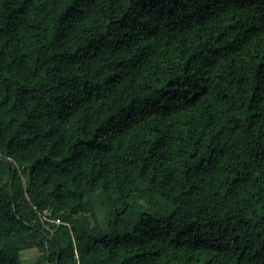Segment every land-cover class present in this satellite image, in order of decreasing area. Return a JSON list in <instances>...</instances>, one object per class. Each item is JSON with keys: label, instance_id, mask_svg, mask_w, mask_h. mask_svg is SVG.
Masks as SVG:
<instances>
[{"label": "trees", "instance_id": "trees-1", "mask_svg": "<svg viewBox=\"0 0 264 264\" xmlns=\"http://www.w3.org/2000/svg\"><path fill=\"white\" fill-rule=\"evenodd\" d=\"M31 249L264 264V0H0V264Z\"/></svg>", "mask_w": 264, "mask_h": 264}, {"label": "rangeland", "instance_id": "rangeland-1", "mask_svg": "<svg viewBox=\"0 0 264 264\" xmlns=\"http://www.w3.org/2000/svg\"><path fill=\"white\" fill-rule=\"evenodd\" d=\"M41 256V252L36 249L26 250L21 254L23 264H35Z\"/></svg>", "mask_w": 264, "mask_h": 264}, {"label": "built area", "instance_id": "built-area-1", "mask_svg": "<svg viewBox=\"0 0 264 264\" xmlns=\"http://www.w3.org/2000/svg\"><path fill=\"white\" fill-rule=\"evenodd\" d=\"M41 221H42V224L46 227V229L50 232V234H53L52 230L47 225L48 219H46L45 217H41ZM48 222H50L52 224H56V225H60L61 224L60 220H56V221L50 220Z\"/></svg>", "mask_w": 264, "mask_h": 264}]
</instances>
